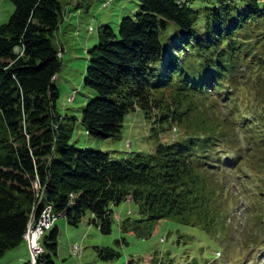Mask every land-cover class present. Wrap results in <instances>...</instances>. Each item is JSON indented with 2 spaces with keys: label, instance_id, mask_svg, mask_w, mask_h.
Instances as JSON below:
<instances>
[{
  "label": "trees",
  "instance_id": "1",
  "mask_svg": "<svg viewBox=\"0 0 264 264\" xmlns=\"http://www.w3.org/2000/svg\"><path fill=\"white\" fill-rule=\"evenodd\" d=\"M10 1L13 13L0 25V258L24 244L31 215L44 205L62 213L74 228L89 213L102 235L115 222L112 208L131 201L137 216L119 221L120 233L147 239L166 220L199 228L210 238L227 237L222 189L209 167L213 159L220 161V153L230 172L243 154L251 156L246 160L257 173L262 204L260 237L264 0H138L136 13L120 20L118 33L98 28L83 79L95 97L78 120L57 110L53 78L62 50L53 40L63 22L78 16L68 15L65 5L73 3L78 10L83 0ZM170 23L179 35L171 45L173 54L163 57L161 35ZM242 92L248 97L245 111L240 109ZM137 109L154 123L150 137L158 138L164 125L181 128L183 136L157 142L150 154L119 160L70 144L76 122L91 137H118L124 118ZM58 234L54 226L43 236L44 251L36 264H54ZM216 245L224 254L221 243ZM95 251L102 261L120 257L107 247Z\"/></svg>",
  "mask_w": 264,
  "mask_h": 264
},
{
  "label": "rangeland",
  "instance_id": "2",
  "mask_svg": "<svg viewBox=\"0 0 264 264\" xmlns=\"http://www.w3.org/2000/svg\"><path fill=\"white\" fill-rule=\"evenodd\" d=\"M137 5L138 0H83L79 11L73 3L65 5L68 15L79 13L77 17L75 15L61 24V32L53 40L56 48L62 50L59 57L61 67L53 78V84L59 92L57 110L62 117H74L78 120L86 103L95 97L93 91L83 86V79L87 50L97 43L98 28L108 26L118 33L120 20L132 17ZM13 10L10 0H0V25L8 21ZM178 35L177 28L170 23L168 30L161 35L163 57L171 50ZM170 53L173 54L171 51ZM160 65L156 66L157 72ZM247 101L248 97L242 92L239 101L241 111L248 108ZM153 124L152 119H145L137 109L124 118L118 137L97 139L86 134L76 122L70 144L82 150L102 151L119 160L135 153L150 154L157 142H170L184 134L179 127L172 131L168 125H164L159 137L153 138L149 132ZM126 140L131 143L130 150L125 147ZM223 155L220 153V161L213 159L209 167L216 174L218 188L222 189L219 200L226 215L225 222L229 226L227 237L218 234L215 238H210L199 228L185 227L166 220H161L147 239L137 238L131 233H120L119 221L137 216L136 205L125 201L112 208L115 222L108 235H102L96 225L90 223L89 213L85 214L76 228L68 226L64 218H59L54 225L58 226L59 233L57 252L51 256V261L54 264H264V232L260 237L257 236L262 205L257 191L259 184L256 181V171L252 172L248 168L251 159L246 160V157L251 156L243 154L244 159L237 164V170L230 172L223 165ZM229 156L231 155L226 157ZM181 234L187 237L178 239ZM217 241L224 247V254L216 245ZM74 245L80 249L77 257L72 256L69 251ZM95 247L111 248L120 257L102 261ZM217 250L219 253L216 254ZM28 260L26 246L22 244L7 251L0 258V264H25Z\"/></svg>",
  "mask_w": 264,
  "mask_h": 264
},
{
  "label": "built area",
  "instance_id": "3",
  "mask_svg": "<svg viewBox=\"0 0 264 264\" xmlns=\"http://www.w3.org/2000/svg\"><path fill=\"white\" fill-rule=\"evenodd\" d=\"M125 145L130 149L131 143L128 140H126ZM42 195V192L38 190L36 195L38 202H40ZM59 218H64L63 214L55 212L51 205H44L36 216L31 215L23 234V242L29 255L28 264H36L44 251L42 238L47 231H50L54 227ZM69 251L72 256L77 257L80 254V249L77 245L70 247Z\"/></svg>",
  "mask_w": 264,
  "mask_h": 264
},
{
  "label": "crops",
  "instance_id": "4",
  "mask_svg": "<svg viewBox=\"0 0 264 264\" xmlns=\"http://www.w3.org/2000/svg\"><path fill=\"white\" fill-rule=\"evenodd\" d=\"M58 229V226H55ZM20 260V259H19Z\"/></svg>",
  "mask_w": 264,
  "mask_h": 264
}]
</instances>
